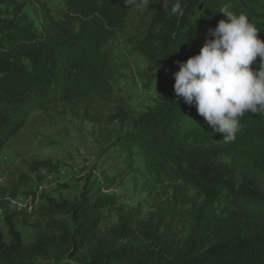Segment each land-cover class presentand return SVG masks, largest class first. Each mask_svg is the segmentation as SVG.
Listing matches in <instances>:
<instances>
[{
  "label": "trees",
  "instance_id": "16d2710c",
  "mask_svg": "<svg viewBox=\"0 0 264 264\" xmlns=\"http://www.w3.org/2000/svg\"><path fill=\"white\" fill-rule=\"evenodd\" d=\"M29 1L0 0V149L32 111L107 89L105 46L146 3L149 19L136 43L154 73L155 96L137 115L115 117L145 185L166 183L171 193L145 217L117 208L106 229L99 223L114 194L91 198L85 190L73 202L46 196V223L27 244L5 214L10 241L0 234V264H264V114L245 113L226 143L195 105L176 97L173 75L226 19L222 6L246 14L264 39V0H65L61 19L41 7L38 21L23 12Z\"/></svg>",
  "mask_w": 264,
  "mask_h": 264
},
{
  "label": "rangeland",
  "instance_id": "374dc122",
  "mask_svg": "<svg viewBox=\"0 0 264 264\" xmlns=\"http://www.w3.org/2000/svg\"><path fill=\"white\" fill-rule=\"evenodd\" d=\"M41 7L54 19L66 10L65 0H30L23 12L36 21ZM149 14L148 4L137 6L107 42V89L32 111L0 149V234L5 243L10 241L5 214L12 216L24 244L34 239L35 228L46 223V196L73 202L85 190L91 198L96 192L114 194L115 206L102 211L100 229L116 223L117 208L145 217L169 197L166 183L145 185L136 148L121 143L127 128L115 117L119 110L137 115L155 96L154 73L136 43Z\"/></svg>",
  "mask_w": 264,
  "mask_h": 264
},
{
  "label": "clouds",
  "instance_id": "9594fccd",
  "mask_svg": "<svg viewBox=\"0 0 264 264\" xmlns=\"http://www.w3.org/2000/svg\"><path fill=\"white\" fill-rule=\"evenodd\" d=\"M179 11V4L171 8L173 14ZM219 12L226 19L208 29L211 38L197 54L177 62L174 92L188 105H195L207 125L227 143L236 139L245 113L264 114V39L246 14H235L226 6ZM257 57L259 67L254 69Z\"/></svg>",
  "mask_w": 264,
  "mask_h": 264
}]
</instances>
